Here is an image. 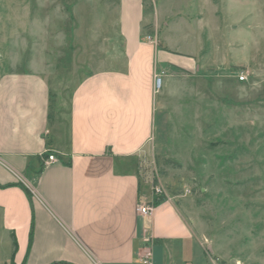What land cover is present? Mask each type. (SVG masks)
<instances>
[{"label":"crops","instance_id":"crops-1","mask_svg":"<svg viewBox=\"0 0 264 264\" xmlns=\"http://www.w3.org/2000/svg\"><path fill=\"white\" fill-rule=\"evenodd\" d=\"M108 1L118 28L93 35L95 67L82 69L78 46L0 63V264H142L147 250L153 264L204 256L182 208L155 203L140 170L141 160L165 156L173 103L206 70L203 58L143 38H156L159 25L145 19L146 0ZM62 64L77 81L64 105L46 73ZM161 73L165 90L155 93ZM49 155L57 162L43 165ZM141 204L151 216L138 214Z\"/></svg>","mask_w":264,"mask_h":264},{"label":"rangeland","instance_id":"rangeland-1","mask_svg":"<svg viewBox=\"0 0 264 264\" xmlns=\"http://www.w3.org/2000/svg\"><path fill=\"white\" fill-rule=\"evenodd\" d=\"M107 3L0 0L2 67L40 47L53 58L76 46L82 69L95 67L94 36L111 38L118 28V6ZM146 7L145 19L159 23L157 42L199 54L206 70L178 93L165 156L141 160V174L182 208L204 242L193 264H264V0H146ZM149 31L144 39L154 37ZM57 67L46 73L64 105L76 74L70 64ZM242 71L247 80L239 83Z\"/></svg>","mask_w":264,"mask_h":264},{"label":"built area","instance_id":"built-area-1","mask_svg":"<svg viewBox=\"0 0 264 264\" xmlns=\"http://www.w3.org/2000/svg\"><path fill=\"white\" fill-rule=\"evenodd\" d=\"M145 40L148 42H152L155 45H157V43H158L156 38L151 37L149 35L145 37ZM162 78H163V73L154 75V92L155 93H158L162 88ZM236 79L239 83L246 81L247 80L246 73L244 71L239 72L236 75ZM56 162H57V159L53 155H49L45 160H43V165H49V164L56 163ZM147 181L151 185L152 193L155 197H157V198H164L165 197L166 193H165L164 189L156 183V180L153 182L152 180L147 179ZM26 189L32 196H34V197L37 196L33 188L26 187ZM189 193H190V191L187 190L186 194H189ZM152 211H153V206H150L147 204H145V205L141 204L137 207L138 214L142 215V216L149 217L152 215ZM141 263L142 264H153V257H152V253L150 250H147L144 253V255L141 257Z\"/></svg>","mask_w":264,"mask_h":264},{"label":"trees","instance_id":"trees-1","mask_svg":"<svg viewBox=\"0 0 264 264\" xmlns=\"http://www.w3.org/2000/svg\"><path fill=\"white\" fill-rule=\"evenodd\" d=\"M164 198H159V199H156L155 203H159L160 201H162Z\"/></svg>","mask_w":264,"mask_h":264}]
</instances>
